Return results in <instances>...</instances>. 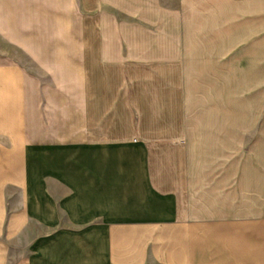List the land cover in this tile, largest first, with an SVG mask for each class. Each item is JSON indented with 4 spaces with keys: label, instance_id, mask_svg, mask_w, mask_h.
Listing matches in <instances>:
<instances>
[{
    "label": "crops",
    "instance_id": "1",
    "mask_svg": "<svg viewBox=\"0 0 264 264\" xmlns=\"http://www.w3.org/2000/svg\"><path fill=\"white\" fill-rule=\"evenodd\" d=\"M135 1L0 0V264H232V242L246 264L248 236L264 264V158L235 181L225 166L200 180L199 166L153 161L149 104L128 81L134 41L106 30ZM238 10L246 59L264 0ZM155 43L183 55L182 36Z\"/></svg>",
    "mask_w": 264,
    "mask_h": 264
},
{
    "label": "rangeland",
    "instance_id": "2",
    "mask_svg": "<svg viewBox=\"0 0 264 264\" xmlns=\"http://www.w3.org/2000/svg\"><path fill=\"white\" fill-rule=\"evenodd\" d=\"M238 2L160 0L158 5L157 0H136L132 12L114 13L118 27L106 29L134 41L125 45L135 56L128 81L136 102L149 104L144 109L148 123L140 127L148 137L153 161L199 166L188 173L194 179L222 175L208 171L206 165L225 166L232 181L238 180L240 165H264V31L258 36L260 49L248 42L244 59L238 44ZM179 36L185 41L183 55L174 43L156 54L160 51L156 41ZM144 53L152 57L136 59ZM202 54L205 59L198 58ZM260 169L264 172V166ZM183 173L172 170L166 175L181 178ZM230 206L231 214H237L233 200ZM252 237L247 240L246 264H256ZM238 248L232 242L229 253H224L232 264H239Z\"/></svg>",
    "mask_w": 264,
    "mask_h": 264
}]
</instances>
